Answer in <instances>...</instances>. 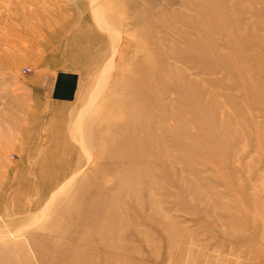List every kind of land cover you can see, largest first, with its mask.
<instances>
[{
  "label": "rangeland",
  "instance_id": "374dc122",
  "mask_svg": "<svg viewBox=\"0 0 264 264\" xmlns=\"http://www.w3.org/2000/svg\"><path fill=\"white\" fill-rule=\"evenodd\" d=\"M0 264H264V0H0Z\"/></svg>",
  "mask_w": 264,
  "mask_h": 264
},
{
  "label": "built area",
  "instance_id": "2783aa9c",
  "mask_svg": "<svg viewBox=\"0 0 264 264\" xmlns=\"http://www.w3.org/2000/svg\"><path fill=\"white\" fill-rule=\"evenodd\" d=\"M23 72L25 71H29V68L28 67H25L24 69H22Z\"/></svg>",
  "mask_w": 264,
  "mask_h": 264
}]
</instances>
